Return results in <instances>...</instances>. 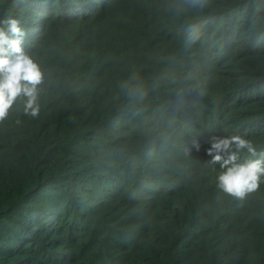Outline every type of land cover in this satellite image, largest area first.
Instances as JSON below:
<instances>
[{"label":"trees","instance_id":"16d2710c","mask_svg":"<svg viewBox=\"0 0 264 264\" xmlns=\"http://www.w3.org/2000/svg\"><path fill=\"white\" fill-rule=\"evenodd\" d=\"M9 16L45 80L37 117L18 101L0 122V264H264V180L228 196L206 153L239 135L264 154V0H0Z\"/></svg>","mask_w":264,"mask_h":264},{"label":"clouds","instance_id":"9594fccd","mask_svg":"<svg viewBox=\"0 0 264 264\" xmlns=\"http://www.w3.org/2000/svg\"><path fill=\"white\" fill-rule=\"evenodd\" d=\"M205 0H191L192 6H204ZM0 27V122L5 121L18 101L23 102V112L37 117L40 113V86L45 74L40 65L25 51L26 33L20 21L6 17ZM206 149L211 163L218 164L217 187L224 194L243 200L256 192L264 180V154L258 157L251 141L239 135L212 136ZM193 147L200 151L199 141ZM250 157L242 159V153Z\"/></svg>","mask_w":264,"mask_h":264},{"label":"rangeland","instance_id":"374dc122","mask_svg":"<svg viewBox=\"0 0 264 264\" xmlns=\"http://www.w3.org/2000/svg\"><path fill=\"white\" fill-rule=\"evenodd\" d=\"M221 53H222V50H218L216 53L214 52V56H216V57H220L221 56ZM202 126V125H201ZM190 129H192V127L190 128ZM201 133V132H200ZM165 166V165H164ZM76 205H74V207H75ZM115 226V225H114ZM10 260V259H9Z\"/></svg>","mask_w":264,"mask_h":264}]
</instances>
